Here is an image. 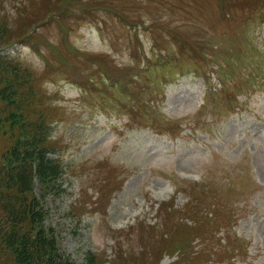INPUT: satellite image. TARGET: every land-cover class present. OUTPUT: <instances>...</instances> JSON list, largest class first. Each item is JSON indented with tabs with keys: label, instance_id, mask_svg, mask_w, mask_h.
I'll return each mask as SVG.
<instances>
[{
	"label": "rangeland",
	"instance_id": "1",
	"mask_svg": "<svg viewBox=\"0 0 264 264\" xmlns=\"http://www.w3.org/2000/svg\"><path fill=\"white\" fill-rule=\"evenodd\" d=\"M0 22L76 264H264V0H0Z\"/></svg>",
	"mask_w": 264,
	"mask_h": 264
},
{
	"label": "trees",
	"instance_id": "2",
	"mask_svg": "<svg viewBox=\"0 0 264 264\" xmlns=\"http://www.w3.org/2000/svg\"><path fill=\"white\" fill-rule=\"evenodd\" d=\"M5 25L0 22V127L10 142L0 164V245L16 264H76L63 248L61 231L49 221L46 200L61 192L66 169L51 146V128L41 118L30 120L34 73L2 51L8 42ZM225 253L217 255L223 259ZM86 259L99 264L95 253Z\"/></svg>",
	"mask_w": 264,
	"mask_h": 264
}]
</instances>
